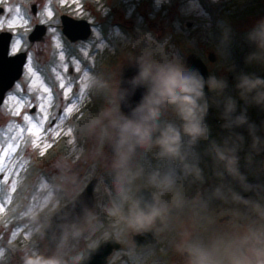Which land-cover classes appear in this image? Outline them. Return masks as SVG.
<instances>
[{
  "label": "clouds",
  "instance_id": "1",
  "mask_svg": "<svg viewBox=\"0 0 264 264\" xmlns=\"http://www.w3.org/2000/svg\"><path fill=\"white\" fill-rule=\"evenodd\" d=\"M220 28V72L205 76L186 58L145 45L127 57L137 70L126 83L115 74L90 77L105 102L84 131L97 141L92 159L102 157L113 194L110 230L89 249L112 236L130 243L152 234L180 264H264V119L250 115L264 112V16L243 33V66L232 55L234 30ZM90 255L69 256L61 242L50 251L26 248L21 264H84Z\"/></svg>",
  "mask_w": 264,
  "mask_h": 264
},
{
  "label": "rangeland",
  "instance_id": "2",
  "mask_svg": "<svg viewBox=\"0 0 264 264\" xmlns=\"http://www.w3.org/2000/svg\"><path fill=\"white\" fill-rule=\"evenodd\" d=\"M16 5L23 6L28 23L13 30L5 26L0 32L13 34L10 55L25 51L28 58L22 77L0 106V157L9 144L16 147L11 159H3L12 175L5 181L8 173H0V204L4 205L0 212V264H21L26 248L49 250L44 228L53 214L74 200L92 179H97L94 206L62 239L64 251L69 256L84 251L110 230L105 207L113 194L112 179L102 157L92 159L97 141L84 131L89 116L105 102L104 96L90 87V77L100 76L107 81L115 74L120 78L121 70L132 66L126 63L129 54L145 45L160 46L164 54L184 58L195 53L209 73L220 72L216 41L222 24L234 30L232 55L243 66L247 50L243 33L254 20L264 16V0H3L0 16H8L7 8ZM32 5L37 7L36 14L31 11ZM62 14L93 25L89 39L76 43L67 40L62 33ZM37 23L46 27L44 41L30 43L28 34ZM210 54L216 55L215 61L209 60ZM29 56L31 68L43 85L34 83L36 77L27 72ZM77 62L80 72L75 71ZM64 65L68 66L66 72ZM229 80L231 84L230 74ZM61 84L65 87L61 88ZM44 85L50 93L44 92ZM40 104H44L43 111ZM33 108L35 111L31 112ZM45 113L53 117L51 131L45 134L47 139L39 140L34 134L29 135L23 116L39 118ZM250 115L257 121L264 119V112L257 109H251ZM207 120L215 134L218 121L214 111L209 112ZM21 127L25 131L21 132ZM103 153L110 155V147L105 145ZM79 176L81 179L74 186ZM13 179L17 181L15 191ZM45 183L50 186V194L42 188ZM42 208L44 211H39ZM106 241L120 244L108 256L107 264H180L166 241L156 239L138 247L133 240L124 243L112 236L101 239L97 247Z\"/></svg>",
  "mask_w": 264,
  "mask_h": 264
},
{
  "label": "water",
  "instance_id": "3",
  "mask_svg": "<svg viewBox=\"0 0 264 264\" xmlns=\"http://www.w3.org/2000/svg\"><path fill=\"white\" fill-rule=\"evenodd\" d=\"M0 11L2 12V9H0ZM36 11L37 7L36 5H33V14H35ZM60 19L63 34L73 43L87 40L92 34L91 24L84 19H75L68 15H62ZM45 33L46 27L43 24H37L29 34L28 39L32 43L44 41ZM11 39V33H0V106L4 101L6 93L21 78L27 60V54L25 52L16 55H9ZM215 59V54L209 55L210 61L213 62ZM186 62L190 67H198L205 76L209 74L206 64L197 54H189L186 58ZM136 70L137 69L134 66L124 67L121 70L120 78H123L126 83V80L133 76ZM143 91V88L136 90L135 95L131 98L133 104L140 99ZM34 111L35 109L33 108L31 112ZM125 111H127V108H125ZM79 167L80 166H77V168ZM81 176L78 177L74 186L79 183ZM96 183L97 179H92L74 200L53 214L50 224L45 227L43 231V234L48 241L49 250L52 249L54 245L59 244L70 231L72 225L79 224L83 220L85 214L92 209L95 202L93 191ZM147 191V189L142 190L145 194ZM133 241L136 246L145 247L148 244L154 243L156 238L152 234L136 235ZM119 248L120 244L118 242L106 241L94 250L86 249V252L91 251V255L90 259L86 260L84 264H107L108 256L112 254L114 250H118Z\"/></svg>",
  "mask_w": 264,
  "mask_h": 264
},
{
  "label": "snow or ice",
  "instance_id": "4",
  "mask_svg": "<svg viewBox=\"0 0 264 264\" xmlns=\"http://www.w3.org/2000/svg\"><path fill=\"white\" fill-rule=\"evenodd\" d=\"M3 3V0H0V4ZM7 12H8V16H0V29H4L5 26H7L8 30H13L17 27L26 25L28 23L26 15L23 11V6L22 5H16L14 8L13 7H8L7 8ZM14 13V14H13ZM52 12L51 10L48 11V16H51ZM46 22V21H45ZM18 43V41H17ZM59 46V45H58ZM13 47L15 48L16 45L14 44ZM31 56H29V65L27 67V72L31 75L36 77V81L35 82H40L43 85V81L41 80V78L37 75L36 72H34L31 68ZM64 59L63 53H61V60ZM67 65H64V71H67ZM76 72H80L81 71V67L79 66V62H77L76 68H75ZM17 89H19V85L16 86ZM61 88H64L65 85L61 84L60 85ZM44 92L45 93H50V89L44 85ZM71 90V89H69ZM81 95H83V92H80ZM11 96V94H10ZM49 101H51V94H49ZM41 99H43V97H41ZM18 103H21L19 100L17 101ZM26 103V102H25ZM69 103H71V100L69 101ZM21 106L23 107V103H21ZM40 109L41 111H43L44 109V104H40ZM69 112V108L65 109V115ZM13 115H19L18 112H14ZM57 119H62V117H56ZM53 117L51 115V113H45V115L43 117H34L32 115H24L23 116V121L25 122V125L27 126L26 130L28 131L29 135L31 136L32 134H34L39 140H44L47 139L46 137V133H50L51 128H50V122L52 121ZM25 131V127H21V132ZM15 139H19V137H16ZM33 144H35L36 146H39L37 144L36 141H33ZM16 152V147L13 144H9L7 146L6 150H3V157H0V173H5L7 172L8 175H6L4 177L5 181H7L9 179V177L12 175V170L9 169L7 167L6 164L3 163V159L6 157L8 159H11V157L13 156V154ZM16 184L17 181L16 180H11V185H12V190L15 191L16 190ZM42 188H44L45 191H49L50 194V186L47 185V183L42 185ZM10 199V197H9ZM4 210V205L0 204V212H3ZM14 235V233H13Z\"/></svg>",
  "mask_w": 264,
  "mask_h": 264
}]
</instances>
